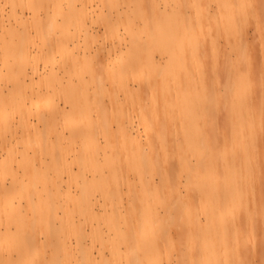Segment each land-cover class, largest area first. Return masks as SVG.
Returning <instances> with one entry per match:
<instances>
[{
    "label": "bare ground",
    "instance_id": "obj_1",
    "mask_svg": "<svg viewBox=\"0 0 264 264\" xmlns=\"http://www.w3.org/2000/svg\"><path fill=\"white\" fill-rule=\"evenodd\" d=\"M149 48L199 68L185 120L121 84ZM98 73L161 127L123 157ZM0 264H264V0H0Z\"/></svg>",
    "mask_w": 264,
    "mask_h": 264
},
{
    "label": "rangeland",
    "instance_id": "obj_2",
    "mask_svg": "<svg viewBox=\"0 0 264 264\" xmlns=\"http://www.w3.org/2000/svg\"><path fill=\"white\" fill-rule=\"evenodd\" d=\"M147 44V43H146ZM147 46V45H146ZM150 51L156 52L149 48ZM175 53L181 54V50H177ZM187 51H183V54L187 55ZM181 55V56H182ZM157 65L153 67H148L144 69L142 72H134L128 77L124 78L121 82L123 85H134L135 86V96L132 98L135 101L141 102L142 100L148 101L152 95L156 96H163L170 104V106H174L175 111L173 113H170L171 115H175V118L177 119H183L185 120L186 117H188L191 114V106H189V102L191 101V97H187L185 101L182 100V96L185 95L187 92H183V95H179L175 92V86L180 85H186L198 74V69L192 68L191 63L188 61L189 56H187V64L186 67H181L178 70H175L174 72L170 71L169 68L172 66V59L169 58V56H160L158 52L154 53ZM59 59L65 58V54L63 52L59 53L58 56ZM201 72V70H200ZM97 74V89L100 86H104V88L107 91V94L97 98V111L100 110V108L104 109L106 113H108L110 116H120L119 119H116L112 122L110 120L108 123L110 124V130L113 134V141H114V147L110 149L109 155L112 156L121 155V157L126 156L128 152L127 148L124 147L122 142V133H126L128 135H131L136 141L140 142L141 144L145 145L148 134L157 135L161 132V127L158 126V123H155L153 121V107L148 105H140L136 104V106L132 105L130 102H125V99L122 97V91L121 87L115 82H111L110 80H107L104 75ZM162 76V77H161ZM150 78H160L161 80L156 84L154 93L151 92V90L143 89L145 93H142L141 90H139V85L143 82H147ZM120 84V83H119ZM115 99H117L119 102L116 104ZM119 98V99H118ZM208 98H204L201 102L203 105L207 104ZM168 104V105H169ZM179 104V105H177ZM105 120L104 118H100L97 120V128H101L104 124ZM146 123L149 125H152L151 128H146ZM189 128V129H188ZM185 130L186 134L184 136H181L183 138L187 139H198L201 140L205 134L206 129L203 125H191ZM109 127L107 128V130ZM186 136V137H185ZM184 140L186 139H179V146H185ZM108 149V150H109ZM129 149V148H128ZM148 150V149H147ZM147 150L143 153L142 157L147 155ZM144 151V150H143ZM176 151V150H175ZM100 154H102L100 150ZM188 161L194 162L195 157L193 156V153L188 152ZM144 163L147 164V161L144 160ZM179 161L177 159V156L174 155L170 160L169 164L171 167L176 170L180 167V164H178ZM147 168V166L145 167ZM144 168V169H145ZM133 168H130L129 172L132 174ZM145 171H148L145 169ZM182 180H185V176L182 177ZM172 230H176V228H173ZM175 258V257H174Z\"/></svg>",
    "mask_w": 264,
    "mask_h": 264
}]
</instances>
